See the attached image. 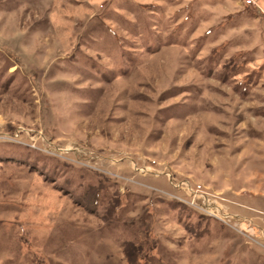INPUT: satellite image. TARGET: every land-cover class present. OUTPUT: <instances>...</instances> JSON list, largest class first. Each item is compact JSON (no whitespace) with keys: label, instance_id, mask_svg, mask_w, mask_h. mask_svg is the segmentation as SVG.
I'll return each mask as SVG.
<instances>
[{"label":"rangeland","instance_id":"obj_1","mask_svg":"<svg viewBox=\"0 0 264 264\" xmlns=\"http://www.w3.org/2000/svg\"><path fill=\"white\" fill-rule=\"evenodd\" d=\"M0 264H264V0H0Z\"/></svg>","mask_w":264,"mask_h":264}]
</instances>
